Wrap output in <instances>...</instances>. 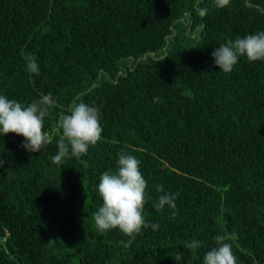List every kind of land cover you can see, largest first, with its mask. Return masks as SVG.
<instances>
[{
  "label": "trees",
  "instance_id": "16d2710c",
  "mask_svg": "<svg viewBox=\"0 0 264 264\" xmlns=\"http://www.w3.org/2000/svg\"><path fill=\"white\" fill-rule=\"evenodd\" d=\"M259 31L264 0H0V95L56 100L40 152L0 134V264H203L232 233L236 264H264V61L224 73L212 56ZM77 97L99 109L101 139L57 166V122ZM120 153L140 161L143 216L159 224L129 247L93 218ZM158 185L177 194L175 218L155 208Z\"/></svg>",
  "mask_w": 264,
  "mask_h": 264
},
{
  "label": "clouds",
  "instance_id": "9594fccd",
  "mask_svg": "<svg viewBox=\"0 0 264 264\" xmlns=\"http://www.w3.org/2000/svg\"><path fill=\"white\" fill-rule=\"evenodd\" d=\"M230 0H215L216 7L224 8ZM199 14L204 16L207 9H199ZM215 64L220 71L231 73L240 57L247 58L250 62L264 61V31L237 37L227 43L216 47L212 52ZM27 71L39 75L40 69L36 57L30 56L26 64ZM73 102L69 114L59 116L57 131L60 133L57 140V153L51 158L57 166L64 163L66 158L86 155L89 146H95L101 139L103 131L100 125V112L95 106H90L80 100ZM56 106L52 93L41 96L27 105L5 95H0V134L15 133L25 138L23 147L29 152H40L51 143L52 136L45 131V118ZM118 168L115 172L105 171L101 174L97 191L102 198V205L93 214L95 226L103 233L118 228L123 234L130 237L124 243L129 247L141 234L142 228H159V224L150 221L146 223L143 209L146 202L147 181L140 171V161L130 154H118ZM156 191L161 193L155 204L157 211L165 206L172 209V217L176 211V195L164 191L163 185L156 186ZM236 238V234L214 237L215 246L211 247L203 256V264H236V257L232 252V245L226 241ZM185 247L196 250L201 247V242L192 240L185 242ZM180 255L174 257L180 260Z\"/></svg>",
  "mask_w": 264,
  "mask_h": 264
}]
</instances>
